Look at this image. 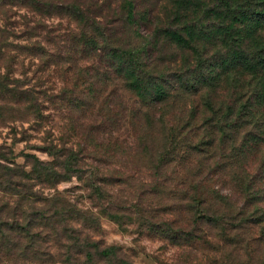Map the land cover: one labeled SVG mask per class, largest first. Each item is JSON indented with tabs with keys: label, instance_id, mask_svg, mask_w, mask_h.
Returning a JSON list of instances; mask_svg holds the SVG:
<instances>
[{
	"label": "rangeland",
	"instance_id": "rangeland-1",
	"mask_svg": "<svg viewBox=\"0 0 264 264\" xmlns=\"http://www.w3.org/2000/svg\"><path fill=\"white\" fill-rule=\"evenodd\" d=\"M78 1L104 48L146 46L165 97L139 99L105 56L72 57L64 10L45 21L55 45L30 41L41 59L0 22V86L27 91H0V223L50 218L33 236L1 229L0 264H264V0H132L136 26L122 0ZM199 18L196 46L164 34L187 40Z\"/></svg>",
	"mask_w": 264,
	"mask_h": 264
},
{
	"label": "trees",
	"instance_id": "trees-1",
	"mask_svg": "<svg viewBox=\"0 0 264 264\" xmlns=\"http://www.w3.org/2000/svg\"><path fill=\"white\" fill-rule=\"evenodd\" d=\"M55 0H0V22H2L1 30L6 31L8 35L16 37H25L27 45L20 47L22 51L27 53L29 56L40 59L47 55L45 46L39 43L36 39L35 42L31 43L33 37L42 36V33L46 34L44 43L49 45L52 43L55 45V38L51 40L47 39V27L45 21L54 15V11L57 10V14L63 10L76 22L80 27V34L78 38L70 41L69 50L72 51V57L80 55L82 58H97L98 63L103 64L104 69V56L106 57L107 64L114 70V74L121 78L125 86L133 92L142 101L150 100L151 103H158L164 100L165 87L161 83H157L162 79L160 75L156 78L153 72L149 70L150 55L145 49L146 46L124 48L119 45L115 47L105 46L104 48V28L96 23L95 15L90 16L87 11L88 8L82 6L78 0H74L70 4H67L65 8L62 6L54 5ZM122 10L124 12L123 21L131 26H136L139 20H137V13L134 12V4L132 0H122ZM221 9L225 12L220 13V19H224L226 15H230L233 21L235 18L234 11H229V4L222 1ZM13 16H17L21 21L19 24L16 19L12 20ZM199 18L194 25L186 26L185 35L187 40L182 36V30L172 31L167 29L164 31L166 37L172 40L175 44L178 43L180 46H189L191 43L196 44L200 40L198 32ZM16 23V24H15ZM184 30V29H183ZM15 57H9L7 69L12 70ZM99 69L95 71L99 75ZM104 74V73H103ZM188 86V84H186ZM194 87V85H193ZM18 86L8 88L7 85L0 86V91L9 94L13 101L21 103L24 101L25 92H19ZM44 151L51 152V150L45 148ZM52 155V154H51ZM55 157V155H54ZM34 159L35 168H43V163L40 162L36 157L31 156ZM57 158V157H56ZM52 166L53 163L51 164ZM45 166H50L47 164ZM50 168V167H44ZM55 168V167H51ZM64 170L69 169V163H65L63 166ZM51 177V176H49ZM193 198L202 196V192L199 190V186L192 190ZM42 222H35L32 219H28L22 224L15 223L9 224L6 222L0 223V230L5 229L7 232L16 233L18 235L33 236L32 231L34 228L40 229L46 227L47 223H43V220H50V218H41ZM34 237H31V240ZM104 255V251L101 252Z\"/></svg>",
	"mask_w": 264,
	"mask_h": 264
}]
</instances>
